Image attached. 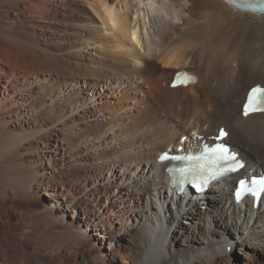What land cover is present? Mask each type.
I'll return each instance as SVG.
<instances>
[{"label":"bare ground","instance_id":"1","mask_svg":"<svg viewBox=\"0 0 264 264\" xmlns=\"http://www.w3.org/2000/svg\"><path fill=\"white\" fill-rule=\"evenodd\" d=\"M177 70L195 82L171 87ZM254 84L264 14L227 0H0V216L41 188L73 211L1 216L0 264H264V190L257 209L231 194L264 171ZM220 126L244 166L178 195L159 154Z\"/></svg>","mask_w":264,"mask_h":264},{"label":"rangeland","instance_id":"2","mask_svg":"<svg viewBox=\"0 0 264 264\" xmlns=\"http://www.w3.org/2000/svg\"><path fill=\"white\" fill-rule=\"evenodd\" d=\"M33 20H34L33 22H35V23H38V24L42 23V20H40L39 18H35V19L33 18ZM175 148H176V146H174V149ZM59 191H60V188H57V189H54V190L51 189V188H46V189H42L41 188V189H39L37 191V195L38 196H37L36 202H35L34 205H31V206H28L26 203L24 204L23 202H20L19 200H11L12 201V202L10 201L11 204H15V203L16 204L13 205V207L7 206L8 209L10 210V218L7 217L6 213H3L1 215L3 218L1 219V216H0V219L3 220V221L6 220V222L9 221L8 219H10L12 222L21 221V217H23L24 213H25L26 215H28L27 216L28 218H25L23 220V221H25V226H26V225H28V223L31 222V221L29 222V219L31 217L34 219V217L31 216V215H36V213H38L40 211H45V210L51 209L55 213L56 212L60 213V211L64 212L66 217H67V220L71 221L73 219L72 218L73 211L65 209L62 197H60L57 194V192H59ZM102 191L104 192V190H102ZM207 191H209V189ZM207 191H205V192H203L201 194H197V195L193 194V193H191V194L190 193H184V196L189 195L190 198H195L197 196H200V195L206 193ZM43 192H44V194H43ZM252 207L254 209H257V205L254 206L252 204ZM80 209L81 208H79V207L76 208V210H78L77 211V217L82 216L84 214V212L82 210H80ZM30 213H31V215H30ZM5 215H6V217H5ZM26 219L28 221H26ZM43 228L44 227L41 226L40 230L37 233H40ZM95 240L96 239H94V242H96L95 245H100V243H98V240H96V241ZM218 242H219V238L218 237H214V239L212 241V244H218ZM108 243H109V240H108ZM196 244L191 242L189 244V247L193 246V248L196 249L197 247H199L198 244L197 245ZM72 251H73V248H72ZM237 261H239L238 258L235 259L233 262H237Z\"/></svg>","mask_w":264,"mask_h":264},{"label":"snow or ice","instance_id":"3","mask_svg":"<svg viewBox=\"0 0 264 264\" xmlns=\"http://www.w3.org/2000/svg\"><path fill=\"white\" fill-rule=\"evenodd\" d=\"M230 3H235V0H229ZM252 10L259 9L264 12V0H257L253 5H250ZM184 75L186 73H178L177 76ZM245 115L253 111H264V87L257 85L253 87L248 93L247 103L244 106ZM226 135L223 130H221V136ZM221 152H227V149L224 146L220 147ZM239 188L241 192L247 191L253 195H259L260 190H264V177L252 178L250 181L241 180L239 182Z\"/></svg>","mask_w":264,"mask_h":264}]
</instances>
